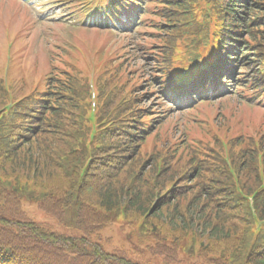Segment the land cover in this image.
I'll return each instance as SVG.
<instances>
[{"label":"trees","instance_id":"trees-1","mask_svg":"<svg viewBox=\"0 0 264 264\" xmlns=\"http://www.w3.org/2000/svg\"><path fill=\"white\" fill-rule=\"evenodd\" d=\"M154 2L160 13L167 14L168 34L173 37L166 42L167 53L184 48L185 38L195 35L210 36L216 45L192 42L185 47H200L224 64L239 56L234 52L241 51L251 61L255 56V68L244 79L264 100V0ZM113 3L106 0L104 9L110 10ZM197 18L202 30L185 23ZM66 70L56 75L46 95L24 77L10 81L6 91L0 74V264H146L124 250L106 253L92 239L121 209L131 218L146 217L145 227L157 241L155 250L161 251L163 264H264L262 126L251 134L238 132L236 126L232 133L238 135L228 139L214 127L206 133L195 173L177 178L170 162L158 186L139 182L131 187L124 171L139 148L128 137L139 135L145 119L154 114L135 102L131 89H113L118 99L99 108L91 139L85 82L73 74V66ZM108 81L105 76L102 84ZM18 93H34V102L44 100L45 110L38 118L25 117L30 99L5 113L9 97ZM223 140L232 170L224 162ZM157 158L151 154L147 162ZM211 159L213 166L207 163ZM249 197L254 199L252 206ZM23 198L37 201L43 211L81 231L82 237L41 227L27 217ZM165 225L169 230L162 229ZM179 232H190L196 236L194 242L186 243ZM201 235L209 243H200ZM213 242L232 244L221 252Z\"/></svg>","mask_w":264,"mask_h":264},{"label":"rangeland","instance_id":"rangeland-1","mask_svg":"<svg viewBox=\"0 0 264 264\" xmlns=\"http://www.w3.org/2000/svg\"><path fill=\"white\" fill-rule=\"evenodd\" d=\"M38 1V0H36ZM46 0H41L40 4L44 5L46 4ZM42 26H39L37 31L28 33L29 36H32L33 34H36L39 29ZM90 30L83 29L81 30V33L83 35L89 33ZM39 45L41 48L45 49L46 43L44 38L41 37ZM3 50H4V39L2 36V32L0 31V58L3 57ZM2 51V52H1ZM226 108L229 109L227 111V114L231 116L230 118L233 120L234 118H237L238 121L235 123V126H237L240 123L247 122V121H252L253 119H256L260 113L256 109H249V108H243L242 113L240 114V111H237V106L231 105L228 102H225L223 105ZM24 206L26 211L30 216H32L35 220L38 222L42 223L45 227H47L49 230L52 232H55L57 234H62L65 236H79L80 232L74 228H69L64 226L62 223L56 221L53 219L51 216L40 212L37 209V205L34 201L32 200H25L24 201ZM119 210V209H118ZM131 216L134 218L133 214ZM167 228V226L165 225ZM137 226V223L134 224H128L127 219L124 217V215H121L116 218V221L112 224L107 226L101 233H100V241L103 243L104 248L107 252H112L115 246H123L127 247L130 249H136L139 250L140 252L143 253L144 257L146 259H150V256L147 253L146 247L148 245L153 244V238L150 235L143 234L142 231H139ZM168 229V228H167ZM169 230V229H168ZM194 231V229H193ZM195 233V232H193ZM179 234L182 236L183 240L185 242H194L195 236L189 235L190 232L182 233L179 232ZM190 236V237H189ZM107 238H113L114 239V245L108 244L105 242ZM200 243L207 244L209 243L207 237H202L199 238ZM232 243L231 242H220V244H215L214 242L212 243V246L217 248V250L223 252L226 249H224L227 246H230ZM152 264H157L156 261L151 262Z\"/></svg>","mask_w":264,"mask_h":264}]
</instances>
